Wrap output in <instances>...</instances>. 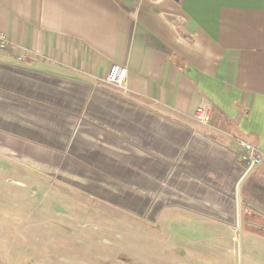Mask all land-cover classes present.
<instances>
[{
	"label": "crops",
	"instance_id": "1",
	"mask_svg": "<svg viewBox=\"0 0 264 264\" xmlns=\"http://www.w3.org/2000/svg\"><path fill=\"white\" fill-rule=\"evenodd\" d=\"M0 30V164L136 205H237L238 139L264 152V0H0ZM113 63L125 88L105 80ZM253 181L264 165L240 186L257 215Z\"/></svg>",
	"mask_w": 264,
	"mask_h": 264
},
{
	"label": "rangeland",
	"instance_id": "2",
	"mask_svg": "<svg viewBox=\"0 0 264 264\" xmlns=\"http://www.w3.org/2000/svg\"><path fill=\"white\" fill-rule=\"evenodd\" d=\"M251 185L248 204L264 214V184ZM240 200L239 228L236 201L225 216L215 200L136 205L72 175L0 164V264H264V229Z\"/></svg>",
	"mask_w": 264,
	"mask_h": 264
},
{
	"label": "built area",
	"instance_id": "3",
	"mask_svg": "<svg viewBox=\"0 0 264 264\" xmlns=\"http://www.w3.org/2000/svg\"><path fill=\"white\" fill-rule=\"evenodd\" d=\"M11 45L12 42L9 39L7 32L0 30V50H7L11 47ZM25 58L26 56L22 54L18 56L20 61L25 60ZM127 73V66L113 63L107 72L105 80L109 85L118 88H125ZM211 115L212 112L210 107L200 104L195 110L194 118L200 123L207 124L211 120ZM238 143L240 146V153L237 156V161L244 167L245 170L249 169L252 165H264V152L258 151L254 145L246 140L238 139Z\"/></svg>",
	"mask_w": 264,
	"mask_h": 264
},
{
	"label": "water",
	"instance_id": "4",
	"mask_svg": "<svg viewBox=\"0 0 264 264\" xmlns=\"http://www.w3.org/2000/svg\"><path fill=\"white\" fill-rule=\"evenodd\" d=\"M255 167V165H252L249 169L246 170L245 174L243 175V177L239 180L238 185H237V192H236V200H237V209H238V225L240 228V211H241V200H240V186H241V182L243 181V179L248 175V173ZM240 250H241V243H240ZM241 257V254H240Z\"/></svg>",
	"mask_w": 264,
	"mask_h": 264
},
{
	"label": "flooded vegetation",
	"instance_id": "5",
	"mask_svg": "<svg viewBox=\"0 0 264 264\" xmlns=\"http://www.w3.org/2000/svg\"><path fill=\"white\" fill-rule=\"evenodd\" d=\"M246 216H247V214H246ZM245 216V217H246ZM245 221H246V223L248 224V225H251L252 223H254L255 225L257 224L256 223V220L252 217V216H250V215H248L246 218H245ZM258 225V224H257Z\"/></svg>",
	"mask_w": 264,
	"mask_h": 264
},
{
	"label": "trees",
	"instance_id": "6",
	"mask_svg": "<svg viewBox=\"0 0 264 264\" xmlns=\"http://www.w3.org/2000/svg\"><path fill=\"white\" fill-rule=\"evenodd\" d=\"M257 216H258V223L262 225L263 226L262 228L264 229V214L258 213Z\"/></svg>",
	"mask_w": 264,
	"mask_h": 264
}]
</instances>
